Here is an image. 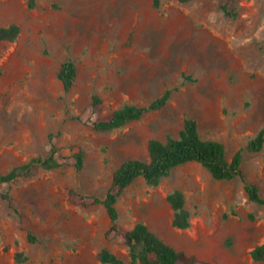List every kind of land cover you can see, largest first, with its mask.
<instances>
[{
  "label": "rangeland",
  "instance_id": "1",
  "mask_svg": "<svg viewBox=\"0 0 264 264\" xmlns=\"http://www.w3.org/2000/svg\"><path fill=\"white\" fill-rule=\"evenodd\" d=\"M0 0V26L17 37L0 42V172L49 154L48 137L64 162L80 148L83 166H35L0 184V264H102L103 246L127 258L121 238L105 234L99 204L82 206L68 192L101 198L124 160L147 159L146 142L175 136L185 116L201 137L220 141L227 160L264 132V0ZM77 69L63 91L61 61ZM171 89L166 104L110 130L91 126L90 95L102 115L125 103L145 104ZM78 116V118H74ZM264 136V135H263ZM244 178L264 196V142L242 150ZM183 193L189 225L171 224L165 197ZM118 223L143 221L175 249L212 264H264L250 250L264 241V204L247 200L239 177L216 180L197 162L174 167L155 185L134 179L119 196ZM30 231L36 238L28 242ZM21 251L27 258L14 259Z\"/></svg>",
  "mask_w": 264,
  "mask_h": 264
},
{
  "label": "trees",
  "instance_id": "2",
  "mask_svg": "<svg viewBox=\"0 0 264 264\" xmlns=\"http://www.w3.org/2000/svg\"><path fill=\"white\" fill-rule=\"evenodd\" d=\"M161 0H153L156 6ZM186 2L189 0H178ZM230 0H223L219 9L226 15L234 16L227 3ZM28 6L34 5V0H28ZM19 33V26L10 23L0 26V42H11ZM56 77L59 80L63 91L67 92L74 85L77 77V69L71 59H64L60 62ZM171 94V89H165L160 95L151 99L145 104L125 103L108 114L102 115V98L97 93L90 95L88 108L93 115L91 126L96 130H110L120 127L125 123L141 118L144 114L163 107ZM74 118H78L75 116ZM264 132L259 129L246 143L243 149L250 152H258L264 142ZM49 154L44 157H32L28 161L11 167L8 171L0 172V184H10L17 178L27 175L35 166L51 169L65 164H71L75 169L80 170L83 166V152L80 148L70 150V156L64 162L59 160L57 147L48 137ZM236 150L229 160L225 156L223 144L215 139L201 137L198 132L197 121L185 116L182 119L181 128L175 136L167 134L164 140L150 138L146 142L147 159L131 158L122 161L112 172L110 183L104 195L99 198L92 195L77 193L71 189L68 192V200L71 203L82 206L101 205L109 219V226L105 234L112 233L119 236L126 247L127 258L123 259L117 254L103 246L97 253V258L102 264H212L209 261L199 259L183 250L175 249L162 240L158 235L149 229L143 221H136L130 227H122L118 223V210L116 202L122 191L134 179L141 177L147 184L155 185L163 177L170 174L171 170L187 162H197L203 166L216 180H231L239 177L243 183V190L247 200L263 205L264 196L258 187L247 181L240 169L242 150ZM1 197L10 202L8 192H2ZM172 210L171 224L176 228H186L189 225V212L184 206V196L180 189L174 188L165 197ZM28 242H35V236L28 231L26 234ZM253 260L264 259V241L250 250ZM26 256L18 251L14 259L18 263L26 260Z\"/></svg>",
  "mask_w": 264,
  "mask_h": 264
}]
</instances>
